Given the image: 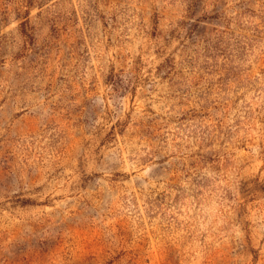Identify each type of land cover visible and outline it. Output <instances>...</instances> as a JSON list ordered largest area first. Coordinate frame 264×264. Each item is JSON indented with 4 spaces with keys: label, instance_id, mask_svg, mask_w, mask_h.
Segmentation results:
<instances>
[{
    "label": "rangeland",
    "instance_id": "374dc122",
    "mask_svg": "<svg viewBox=\"0 0 264 264\" xmlns=\"http://www.w3.org/2000/svg\"><path fill=\"white\" fill-rule=\"evenodd\" d=\"M0 264H264V0H0Z\"/></svg>",
    "mask_w": 264,
    "mask_h": 264
}]
</instances>
